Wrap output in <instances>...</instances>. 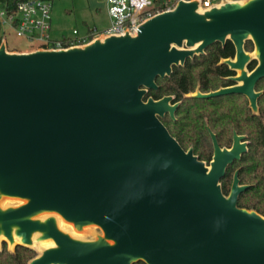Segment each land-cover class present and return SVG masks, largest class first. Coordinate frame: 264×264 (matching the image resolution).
<instances>
[{
    "label": "water",
    "instance_id": "obj_1",
    "mask_svg": "<svg viewBox=\"0 0 264 264\" xmlns=\"http://www.w3.org/2000/svg\"><path fill=\"white\" fill-rule=\"evenodd\" d=\"M231 41L224 62L243 82L187 97L243 94L254 107L264 78V0H223L200 9L180 0L134 32L95 35L60 49L8 52L0 43V230L29 246L42 234L56 248L28 264H264V216L237 206L246 188L234 175L229 195L220 180L245 152L214 140L210 165L183 150L160 118L173 116L171 97L144 100L157 79L215 43ZM254 45L253 53L244 44ZM258 65L247 75L246 63ZM19 201L18 205H9ZM58 215L81 241L58 229ZM5 241V240H1ZM12 252V251H10Z\"/></svg>",
    "mask_w": 264,
    "mask_h": 264
},
{
    "label": "trees",
    "instance_id": "obj_2",
    "mask_svg": "<svg viewBox=\"0 0 264 264\" xmlns=\"http://www.w3.org/2000/svg\"><path fill=\"white\" fill-rule=\"evenodd\" d=\"M20 1L25 0H3V8L13 11ZM69 46L68 42H64L61 48ZM244 48L250 51L252 43L246 41ZM233 55L234 46L231 41L215 43L203 54L187 59L181 66H174L169 76L157 79V89L149 91L147 97L158 100L163 96H173L175 101H181L175 112V120L168 118L161 121L184 150L193 146L194 154L199 160L208 162L212 154L205 119H208V124L216 127L212 128L220 146H228L233 128L239 134L247 135L250 141L248 151L240 161L229 167L220 186L222 193L227 196L231 173L234 167H240V183L249 187L240 194L237 206L264 216V133L259 119L250 114L246 100L241 96L220 100L187 97L196 87L201 92H208L221 85H228L229 82L222 78L233 73L223 60ZM253 66L254 62L249 68ZM263 103L264 95L260 98L262 109ZM34 256L35 252L30 248L17 245L13 252H9L3 244L0 249V264H27Z\"/></svg>",
    "mask_w": 264,
    "mask_h": 264
},
{
    "label": "built area",
    "instance_id": "obj_3",
    "mask_svg": "<svg viewBox=\"0 0 264 264\" xmlns=\"http://www.w3.org/2000/svg\"><path fill=\"white\" fill-rule=\"evenodd\" d=\"M105 6L108 26L103 31L87 29L79 35L72 30L70 37L53 38L51 32L50 1L25 0L16 3L13 11L0 8V28L7 27L16 40H24L30 46L44 49H60L62 43L71 46L88 43L95 35H122L125 30L134 33L144 21L164 11L173 9L180 0H99ZM192 1V0H185ZM223 0H198L200 9H208ZM7 44L5 37L0 39Z\"/></svg>",
    "mask_w": 264,
    "mask_h": 264
},
{
    "label": "rangeland",
    "instance_id": "obj_4",
    "mask_svg": "<svg viewBox=\"0 0 264 264\" xmlns=\"http://www.w3.org/2000/svg\"><path fill=\"white\" fill-rule=\"evenodd\" d=\"M51 28L53 38L61 36L70 37L72 30H77L79 35L85 34L87 29L94 28L97 32L103 31L108 26V17L105 6L99 0H50ZM4 2L0 0V8ZM5 37L7 40V51L15 53H27L36 50L24 40H16L7 27L0 28V39ZM208 166V165H207ZM20 202L10 201L9 205H18ZM8 204V203H7ZM67 229L73 231V237L81 241L91 242L101 236V231L96 226H85L76 231L68 223L64 224ZM3 241L0 239V248ZM8 251H13V247L5 240ZM53 243V242H52ZM37 256L41 254L35 249Z\"/></svg>",
    "mask_w": 264,
    "mask_h": 264
},
{
    "label": "flooded vegetation",
    "instance_id": "obj_5",
    "mask_svg": "<svg viewBox=\"0 0 264 264\" xmlns=\"http://www.w3.org/2000/svg\"><path fill=\"white\" fill-rule=\"evenodd\" d=\"M246 43V42H245ZM221 44V43H220ZM245 45V44H244ZM234 46V45H233ZM209 48V47H208ZM207 48V49H208ZM206 49V50H207ZM244 51L248 54L250 53H253L254 51V45L252 44V48L250 51L246 50L244 48ZM235 57H236V49L234 47V55L231 57V58H228V59H224L223 61H226V60H230V61H235ZM188 59H192V58H188ZM187 60V59H186ZM254 62V66L250 69L249 66ZM225 64L227 65L229 71H232L233 74L231 75H228L226 77H223L222 79H224L225 81H228L229 84L226 85V86H219L218 88H216L215 90H210L208 92H201L197 87L196 89L194 90V92H192L191 94L195 93L196 91H198L199 94H208V93H212V92H215V91H218L220 89H225V88H230V87H234V86H238V85H243V82H238L237 80H235L236 77L240 76L241 75V71L240 70H235V69H232L228 63L225 62ZM258 65V60L257 58H251L245 65V68H244V71L247 75H249L250 73H252L255 68L257 67ZM254 93L257 94V97L255 99V103H254V107L251 106V102L250 100L248 99V97H246L245 95L243 94H239V93H230V94H226V95H220V96H216V97H209V98H201V99H215V100H220V99H224V98H227V97H232V96H241L242 98H244L246 100V104H247V108L248 110L250 111V114L256 118L259 119L260 123H261V126H262V130H263V133H264V109L261 108V105H260V98L264 95V78H260L259 80L256 81V83L254 84ZM151 91V90H150ZM149 92V91H148ZM148 94V93H147ZM147 94L144 98V100H147L148 98H151V97H147ZM164 97H171V100H170V105L174 106L176 105L175 107V110L173 112V116H171L169 113H165L161 118H160V121L163 120V119H173L175 120V112L176 110L178 109V107L180 106L181 104V101H175L174 97L173 96H163L162 98ZM162 98L158 99V100H161ZM199 98V97H197ZM152 99V98H151ZM154 100V99H153ZM158 100H155V101H158ZM264 104V103H263ZM162 122V121H161ZM205 122H206V125H205V129L209 135V139H210V143H211V146H212V154H211V158L210 160L207 162V161H203V160H199L197 155L194 154V148L193 146H189L187 150H192L193 152V155L197 157V159L199 161H202L204 162L206 165H210V162L212 161V158H213V153H214V140L215 142L217 143V145L219 146L220 149H231V147L233 146V143H234V138L235 137H240L241 138V141H240V145H245V152H243L239 159L237 160H234L231 164H229L226 169H225V173H224V176L226 175V173L228 172V169L229 167L233 166L235 164V162H238L241 160V157L243 154H245L247 151H248V148H249V144H250V141L248 140V137L247 135L245 134H239L236 129H232L231 133V137H230V141H229V144L228 146H220L218 140H217V137H216V133L214 132L213 128H216L215 126L213 127L212 125L208 124V119H205ZM163 124V123H162ZM164 125V124H163ZM165 126V125H164ZM213 127V128H212ZM167 129V128H166ZM168 131V129H167ZM169 132V131H168ZM174 138V137H173ZM175 139V138H174ZM176 140V139H175ZM177 141V140H176ZM179 144V143H178ZM180 145V144H179ZM182 148V147H181ZM183 149V148H182ZM263 149H264V144H263ZM184 150V149H183ZM185 150V151H187ZM239 171H240V167L236 166L234 167L232 173H231V183H230V187H229V191H228V194L230 193V190H231V185H232V182H233V178H234V175L237 174V179H238V183L240 186H245L246 188L242 191L244 192L248 187L249 185H245V184H241L240 183V179H239ZM223 176V177H224ZM223 177L221 179H223ZM221 181V180H220ZM241 192V193H242ZM240 193V194H241ZM240 194L238 195V198L240 196ZM238 202V200H237ZM5 245L4 241L2 242L1 244V247L2 245ZM16 247V246H15ZM14 247V248H15ZM6 248V246H5ZM14 248H13V251H14ZM1 249V248H0ZM7 249V248H6ZM31 249V248H30ZM34 252H35V256L32 258L34 259L35 257H37V254H36V251H35V248L32 249ZM8 251V250H7ZM12 251V252H13ZM10 252V251H9ZM31 259V260H32ZM29 260V261H31ZM29 263V262H28ZM27 263V264H28ZM133 264H146L145 262L143 261H137Z\"/></svg>",
    "mask_w": 264,
    "mask_h": 264
},
{
    "label": "bare ground",
    "instance_id": "obj_6",
    "mask_svg": "<svg viewBox=\"0 0 264 264\" xmlns=\"http://www.w3.org/2000/svg\"><path fill=\"white\" fill-rule=\"evenodd\" d=\"M6 205H7V203H1L0 204V210L5 209V207H7ZM48 217H51L55 220L58 229H60L64 233L69 234L71 237H73V235H74L73 231H70L69 229H67L65 227V225H64L65 222L62 221V219L58 215H55V214L43 215L39 218L40 222H44L46 219H48ZM71 227H72V225H71ZM0 239L6 240L10 244V246H12L13 243H19L21 241L20 236L17 234L16 228L12 229V231L10 232V236H8V237L4 236L3 232L0 230ZM29 246L37 249L41 253L45 250H51V249L56 248L55 244L52 243L51 240L42 239V234L39 232H35L31 235Z\"/></svg>",
    "mask_w": 264,
    "mask_h": 264
}]
</instances>
